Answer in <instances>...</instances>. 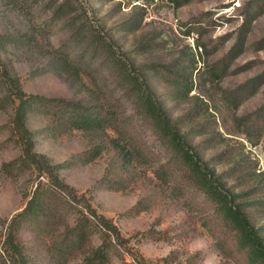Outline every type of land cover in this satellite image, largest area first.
<instances>
[{"label":"rangeland","instance_id":"rangeland-1","mask_svg":"<svg viewBox=\"0 0 264 264\" xmlns=\"http://www.w3.org/2000/svg\"><path fill=\"white\" fill-rule=\"evenodd\" d=\"M67 52L75 67L58 62ZM124 63L168 116L184 119L192 152L214 159L217 187L264 226V0H0V264H81L102 241L105 264H242L213 201L136 113L118 76ZM151 63L171 75L137 68ZM16 88L111 101L119 131L50 127L47 113L28 111L33 149L60 164V186L23 160ZM33 195L41 212L24 216L14 232L22 257L11 255L8 223ZM80 221L87 239L62 257L59 241Z\"/></svg>","mask_w":264,"mask_h":264},{"label":"trees","instance_id":"trees-1","mask_svg":"<svg viewBox=\"0 0 264 264\" xmlns=\"http://www.w3.org/2000/svg\"><path fill=\"white\" fill-rule=\"evenodd\" d=\"M58 62L61 66L68 65V67L69 65L72 67L75 64L69 52L65 54L64 58L59 57ZM117 65L119 79L125 85L126 92H130L132 95L136 113L148 121L158 141L168 150V159L179 160L182 164L183 172L188 176L194 188L213 201L220 219L233 232L235 248L241 254L242 264H264V226L256 227L250 215L241 206L242 204L234 200L235 195L229 194L227 191L223 192L217 187L219 175L215 176L214 171L208 166L214 159L201 162L197 155L192 152L188 144L189 131H181L179 128L180 124L184 123V119L168 116L160 98L152 92L148 83L140 80L137 73L131 71L125 63L124 66ZM137 68L139 70L152 71L156 75L163 77L171 75L166 65L151 63L140 65ZM5 74L9 76L7 71H5ZM173 77L175 81L176 76L173 75ZM15 97L18 102L14 111L13 127L22 142L23 160L33 164L40 172L49 175L60 186L62 184L54 173V169L59 167L60 164H49L45 155L33 149L31 133L25 124L28 111L38 108L47 113L52 121L50 127L62 125L85 131L104 130L105 127H110L117 132L119 131L120 120L111 101L103 105L100 102H81L63 97H45L37 94H26L20 88H16ZM111 141L117 148V154L122 158L126 157L127 152H130L126 146L119 144L117 137L112 138ZM98 153L99 148L95 146L89 157L92 158ZM166 172V167L160 166L157 170V177L166 179ZM35 195L27 201L22 212L15 214L8 223L6 243L9 248L12 247L11 250L13 252L11 255L16 253L22 257L14 232L22 222L26 221L24 216L29 214L35 216L41 212L38 202L35 201ZM260 207L264 211V200L260 201ZM88 211L94 214L93 210L89 209ZM46 221L47 219L44 220V223ZM103 223L106 229L114 230L105 220H103ZM85 226V223L80 221L77 225L68 228L64 232L58 247L62 257L66 252L74 250L86 241L88 234ZM115 236L118 237L117 232H115ZM105 247V242L102 241L101 245L95 247L82 258L81 264H105L107 260Z\"/></svg>","mask_w":264,"mask_h":264}]
</instances>
